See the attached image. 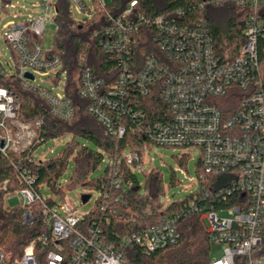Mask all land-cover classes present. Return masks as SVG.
Instances as JSON below:
<instances>
[{
  "label": "built area",
  "instance_id": "1",
  "mask_svg": "<svg viewBox=\"0 0 264 264\" xmlns=\"http://www.w3.org/2000/svg\"><path fill=\"white\" fill-rule=\"evenodd\" d=\"M69 1L72 11L76 9L83 20H91L111 2L90 0L88 5L83 0ZM0 2L4 11L14 7L10 0ZM57 2L47 0L42 6L46 12L56 7L57 16ZM205 5H232L245 14L244 43L234 59L223 60L218 55L212 33L203 21L182 23L186 19L184 10L153 18L136 17L137 2L133 1L112 19L113 27L102 41L107 53L118 56L121 73L117 82L107 88L90 69H84L79 95L92 102L89 112L113 136L125 135V121L129 118L149 138V143L137 150H126L120 160H108L111 189L126 191L133 187L132 180L120 170L121 160L130 172L143 175L153 162L147 158L148 153L156 147L180 150V160L198 149L205 173L225 177L230 183L219 192L207 191L205 198H230L232 202L225 209L206 212L202 218L210 243L223 247V257L212 258L209 264H264V259L257 256L262 249L264 225V75L259 56V43L264 40V0H202L200 7ZM28 17L25 22L4 26L3 37L15 55V71L10 73L0 60V77H15L25 89L47 102L54 117L72 121L74 110L65 94V83L60 86L66 75L61 73L62 60L50 55V50L37 40L45 33L48 15ZM143 37L151 39L154 48L139 64L134 54ZM36 75L57 83L55 88L61 92L35 85ZM154 94L164 108L156 113L154 121H149L144 101ZM41 125L40 121L20 122L19 98L0 87V159L9 152L30 150ZM21 179L28 187L8 192L6 199L28 208L24 213L27 225L36 219L29 207L39 201V212L46 218L49 234L32 240L20 259L0 254V264H125L128 247H138L144 255L151 256L180 239V215L170 214L144 230L124 236L117 244L108 243L98 223L87 221L94 209L82 214L66 196L62 203L50 206L47 198L32 188L35 179L28 171L21 174ZM7 185L8 181L4 182L1 189L6 191ZM98 194V200L111 197L106 190ZM84 195L91 199L92 193L81 195L82 204Z\"/></svg>",
  "mask_w": 264,
  "mask_h": 264
},
{
  "label": "trees",
  "instance_id": "2",
  "mask_svg": "<svg viewBox=\"0 0 264 264\" xmlns=\"http://www.w3.org/2000/svg\"><path fill=\"white\" fill-rule=\"evenodd\" d=\"M133 1L137 2L134 10L136 17L153 18L182 9L186 12V19H182V23L203 21L211 31L216 51L223 60L234 59L244 43L246 17L232 5L200 7L202 0H111L106 8L91 20L77 21L73 17L70 1L58 0L55 20L57 32L50 55L58 56L62 60L61 73H66L64 90L73 106V120L63 121L54 117L47 102L37 93L25 89L15 77H0V87L9 89L19 98V121L27 124L38 121L42 123L35 145L30 150L21 154L9 152L0 159V254L11 260L20 259L25 247L32 240L49 234L46 218L39 212V201L29 207L36 217L32 225L24 223L27 207L18 206L8 210L4 206V198L8 192L28 187L21 179L25 170L35 179L32 188L42 196L44 187L50 188L62 199L68 191L78 187L97 192L108 191L111 194L110 199L97 200L94 211L87 220L88 223H98L103 238L108 243L117 244L124 236L156 224L165 215H180L178 243L151 256L144 255L138 247H128L124 253L125 264H209L212 260L213 245L209 241L202 218L206 212L225 209L232 202L230 198L220 201L206 199L205 193L227 189L230 187L228 179L206 174L199 161L198 191L181 201L164 204L161 202V196L164 194L163 174L157 169L142 175L143 184L139 175L130 172L121 160L120 170L125 178L134 183L133 187L126 191L111 189L112 175L108 161L103 174L93 178V174L105 160H120L126 150L135 151L149 143V138L141 131L139 124L129 118L125 121V135L122 138L113 136L89 112L92 102L79 95L80 75L84 69H90L95 78L102 80L107 88L117 82L121 73L118 56L107 53L103 49L102 41L106 31L113 27L112 19L127 10ZM211 12L216 14H210ZM142 40L144 42H140L134 54V61L139 64L145 61L154 48L151 39L143 37ZM259 56L264 75V40L259 43ZM144 104L149 121H154L152 119L157 117L156 113L164 108V103L156 94L148 97ZM66 136L73 139L58 157L48 161L34 158L33 152L40 145ZM75 138L89 140L95 148L80 145ZM74 153V171L66 186L60 187V179ZM186 159H181L182 165L186 163ZM6 181L7 190L3 191L1 186ZM170 185H175L173 176ZM191 202L195 205L191 206ZM46 203L50 206L57 204L53 198L46 199ZM104 207L108 208L104 210ZM262 235V249L257 256L264 259V225Z\"/></svg>",
  "mask_w": 264,
  "mask_h": 264
},
{
  "label": "rangeland",
  "instance_id": "3",
  "mask_svg": "<svg viewBox=\"0 0 264 264\" xmlns=\"http://www.w3.org/2000/svg\"><path fill=\"white\" fill-rule=\"evenodd\" d=\"M44 1L47 0H10L11 5H13L14 7H10L8 11H4L2 9V3L0 2V60L4 63L6 69L10 73L12 71H15V55L12 52L11 46L5 41L3 37L4 26L9 22L19 24L27 21L29 15H44L45 13H47L48 17L45 21V33L43 36L38 37L37 40L46 50H51L54 48V38L57 32V24L54 21V19L56 18V7H52L46 12L45 7L42 6ZM83 1H85L88 5H91L90 0ZM106 1L107 3H109L110 0ZM52 3L56 5V1H53ZM213 13L214 12H211L210 14ZM73 17L77 21H81L84 19V16L79 14L76 9H73ZM65 81L66 75L63 77L60 86H63V83H65ZM34 84L48 90L53 89L55 93L61 92L58 88H55L57 83L48 80L46 77L36 75V81L34 82ZM72 139L73 137L66 136L64 138L47 141L36 149L34 158L41 161H48L50 159L56 158L70 144ZM75 140L78 141L80 145L95 148L94 144L89 140H86L84 138H75ZM181 154L182 152L180 150H173L163 147H156L148 153L147 158L153 159L152 164H149L147 166L148 172L152 167L151 169H157L163 174L164 194L161 196L162 203L181 201L191 196L192 194H195L199 189L198 162L201 157L200 151L196 149L190 156L184 157L187 159L186 163H184L183 165L181 164V160L179 159ZM75 157V153L70 157L68 168L60 179V187H64L68 183L75 168ZM107 161L108 160H105L100 169L95 171V173L93 174V178H97L103 174ZM172 176L175 179V185L173 186L170 185ZM139 177L143 183V176L139 175ZM84 192L92 193V197L87 203L82 204L81 195ZM42 194L44 198L55 199L57 204H60L63 201V199L60 196L56 195L50 188L44 187L42 189ZM6 198L7 197L5 195L4 206L6 209L10 210L13 207H18L15 202L8 201ZM98 198L99 194L97 191H92L88 188L83 187H78L66 193V199L75 204V206L80 209L82 214L91 212L95 208ZM223 255V247L221 245H213L211 257L221 259Z\"/></svg>",
  "mask_w": 264,
  "mask_h": 264
},
{
  "label": "water",
  "instance_id": "4",
  "mask_svg": "<svg viewBox=\"0 0 264 264\" xmlns=\"http://www.w3.org/2000/svg\"><path fill=\"white\" fill-rule=\"evenodd\" d=\"M27 77H29V78H33V76L32 75H30V74H27ZM82 199H83V202L84 203H87L88 201H89V199H90V196L89 195H84L83 197H82Z\"/></svg>",
  "mask_w": 264,
  "mask_h": 264
}]
</instances>
